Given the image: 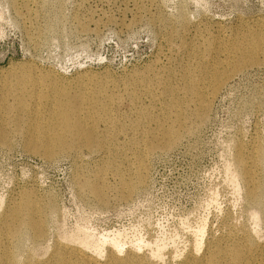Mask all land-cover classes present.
<instances>
[{"label": "rangeland", "instance_id": "obj_1", "mask_svg": "<svg viewBox=\"0 0 264 264\" xmlns=\"http://www.w3.org/2000/svg\"><path fill=\"white\" fill-rule=\"evenodd\" d=\"M224 58L232 64L219 67L222 81L211 89L204 72ZM26 66L57 79L84 74L104 110L87 125L97 145L63 142L49 155L33 131L46 125L41 120L25 122L36 136L29 142L3 129L0 213L27 194L44 226L38 241L26 233L11 240L20 257L41 260L56 242L85 239L106 241L102 254L110 240L122 246L120 255L159 246L170 264L198 239L199 253L213 238L243 243V234L264 247V0H0L1 81ZM190 72L197 93L177 90V102L166 104L165 88L181 86ZM146 92L161 103L150 105ZM170 108L162 122L178 136L160 144L156 120L139 115ZM239 153L257 156L260 205L247 197ZM139 163L141 181L121 184ZM93 185L103 186L102 199Z\"/></svg>", "mask_w": 264, "mask_h": 264}, {"label": "bare ground", "instance_id": "obj_2", "mask_svg": "<svg viewBox=\"0 0 264 264\" xmlns=\"http://www.w3.org/2000/svg\"><path fill=\"white\" fill-rule=\"evenodd\" d=\"M253 41L252 50L256 51L257 37H253ZM229 64H232V59L224 58L215 62L213 68L204 72L208 76L212 74L211 82H209L211 89H214L222 81V71L220 70L219 75H216L219 67ZM25 68L26 71L18 76L12 75L14 79L9 82H2L0 79V143L7 141V136L3 131L7 126L12 127L15 133L23 134L28 142L31 141L36 136L29 133L28 127L25 128V122L36 124L41 120L43 124H46L41 127L45 132L43 133L41 128L35 126H33V131L43 139V147L47 155L51 154V150H54L55 147L62 146L63 142L86 147L97 145V140L94 139V135L87 125L93 124L96 118L102 117L99 112L104 110V106L103 103H100L99 98L93 95L92 89L95 86H91L85 81V75H77L70 80H65L50 78L46 74L38 75L37 69L33 66ZM180 84L181 86L165 88V91L169 93L164 100L166 104L177 102L176 98L179 93V91L175 92L177 90H181L180 92L185 95L197 93L195 88L199 84L192 72L185 74ZM139 98L135 97L132 100L134 105L139 103ZM144 98L149 100V104L153 106L156 101V103H161V98L148 92L144 94ZM199 104L197 110L201 112L205 106L203 101H200ZM172 110L173 108H170L162 114L148 110L147 114L139 115L140 119H144L148 115L151 119L156 120L157 129L152 132V135L159 139L160 144H167L178 136L176 128L162 122V117L165 114H170ZM178 118L179 116L176 114L175 119ZM109 123L107 120L106 126H109ZM174 126L179 128L180 123H176ZM39 131L41 133H38ZM150 147L153 148L154 143H151ZM256 157L254 153L251 160H246L239 153L235 160L242 170L241 179L249 186L246 192L247 197L260 205L262 199L257 196L258 185L252 172V168L256 165ZM140 166L141 163L135 167L131 172L132 176L121 177V184L139 183L141 181ZM102 188V185H93L91 189L99 199H102L104 195ZM39 211V204L27 194L22 195L20 201L11 200L7 203L0 213V264H170L162 261L164 259L162 247L156 246L148 252L142 251L141 254L138 251L140 248L134 247L122 255L123 248L115 240L108 241L105 254H102L104 249L102 247L103 242L106 241L95 243L85 239L80 242L74 241L75 243L56 242L44 259L39 258L41 260L20 257V245L15 243L12 248L11 240L17 237L19 241L20 236L24 233L31 236L33 241L44 237V226ZM253 217L256 218L255 212L252 213L251 218ZM231 232L230 230L227 234ZM243 236L245 237L243 243H213V238L210 242H206L200 253L198 248L201 247V241L198 239L195 241V248L189 249L183 257L181 256L182 258L177 264H264V247L256 245L251 236L249 237L247 234H243ZM230 238L237 240L238 236L232 235ZM84 247L90 248L94 253L89 254ZM120 253L122 254L120 255Z\"/></svg>", "mask_w": 264, "mask_h": 264}]
</instances>
